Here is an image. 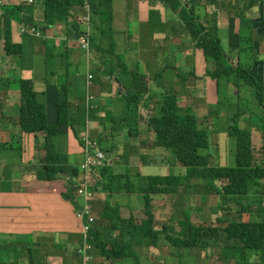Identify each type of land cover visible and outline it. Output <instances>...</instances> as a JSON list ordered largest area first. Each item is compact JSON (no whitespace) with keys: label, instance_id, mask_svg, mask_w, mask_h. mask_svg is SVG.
Wrapping results in <instances>:
<instances>
[{"label":"trees","instance_id":"obj_1","mask_svg":"<svg viewBox=\"0 0 264 264\" xmlns=\"http://www.w3.org/2000/svg\"><path fill=\"white\" fill-rule=\"evenodd\" d=\"M85 1L89 4L91 16H102L104 23L108 21L109 15L105 10L108 0H40L32 4L36 7L30 10L32 12L42 8V19H34L31 12L23 13L26 9L24 5H3L0 9V42L3 44L4 55L19 58L22 54V46L14 43L11 38L12 20H18L30 30L38 29L40 25L46 29L58 25L66 26L68 19L72 17L71 8L83 7ZM200 1L202 0H192L189 3L182 0H164V3L179 15L187 37L191 38L196 51H200L205 60L204 64H211L210 70L206 69L198 79H209L210 97L212 95L213 101L218 100V110L215 111L219 112L217 115L220 121L224 119L221 112L228 109V91L231 87L236 90V111L232 115L230 132L228 131L229 136L235 139V164L212 166L209 156L201 152L209 148L208 130L204 125L200 126L192 108L181 105L175 95L168 93L156 103V110L150 113V80L146 75L139 82L134 79V84L131 88H126V94L123 95L124 107L126 104V109L134 114L129 117L123 114L113 119L111 130L104 132L106 136L100 138L101 149L108 160L99 169L95 184L101 187L105 197L102 202L97 201L100 206L98 220L91 223L92 228L88 234V242H91L101 259L112 260L113 264L117 261L122 263L126 259L132 260L133 264H141L139 250L148 246H167L171 253L197 249L202 252L201 256L203 252L221 249L217 254L224 257L227 263H238L241 258L246 257L257 264H264V50L259 51L255 47V38L250 30H246L248 24L243 16L240 17V24L244 23L239 28L237 46L225 50L217 34L216 17L210 15V21L202 23V18L190 12L194 10L190 5ZM210 1L217 6L216 0ZM245 1L247 12L256 6L264 7L262 0ZM228 7L234 9L235 4L225 6ZM66 29L67 34L70 29ZM262 29L264 30V25ZM13 67L11 76H0V96L14 83L21 95L17 120L20 129L19 143L14 146L6 145L7 150L21 149L27 143L29 150H33L28 158L34 162L35 175L39 180L47 182L65 178L66 192L63 195L68 199V184L77 176L79 169L69 166L66 156L56 151L55 137L59 126L73 127L72 120L75 121L80 116L79 112L77 108L72 109L68 101L67 84H64L58 91L57 122L50 125L46 105L40 98V93L35 90L34 82L15 77V73L20 70L19 62ZM254 68L261 71L257 77L254 75ZM2 106L0 98V110ZM140 108L148 116L146 124L148 131L154 136V147L165 151L172 150L175 163L184 169L182 175L145 176L137 170L135 163H126L124 172L114 173L115 161L110 160L111 152L116 147L119 149L118 142L122 140L125 128L128 135L137 137V119H144ZM130 117L135 122L132 127L128 123L131 122ZM119 122H125L129 129ZM253 132L261 138L260 147L253 144ZM30 138L34 140V146L30 145ZM6 146L2 147L6 149ZM141 159H149V156ZM141 161L144 163V160ZM130 164H135L134 176L128 172ZM69 176L70 180L66 182V177ZM124 193L141 195L144 200L143 210L139 213L137 210L128 212V208L111 202L113 195ZM182 194L196 195L199 202L201 195L212 199L214 196L218 204L217 211L220 209L222 216L216 213V217L213 214L210 217L209 214L210 221H206L203 212L210 213L211 206L202 203L201 206L205 209L197 211L200 215H195L203 220L201 223H192L189 214L185 213L187 216H183L182 220L159 224L156 210L153 209V203L157 202L155 198L163 195L177 197ZM188 204L197 206L190 201H187ZM163 207L160 206L158 211L161 212ZM186 209L187 206L184 211ZM230 211L235 214L229 217ZM244 215H247V220H243Z\"/></svg>","mask_w":264,"mask_h":264},{"label":"crops","instance_id":"obj_2","mask_svg":"<svg viewBox=\"0 0 264 264\" xmlns=\"http://www.w3.org/2000/svg\"><path fill=\"white\" fill-rule=\"evenodd\" d=\"M26 1L2 0V5L17 6L21 4L26 6L23 13H28L31 10L28 8ZM216 1L218 3L217 6H214L210 0L193 3L190 8L192 9L193 7L194 10L190 12L198 13V16L202 18V23L206 20L209 22L210 15L216 17L218 37L225 50L236 47L230 46L229 38L233 34L238 36L239 28L244 23L241 22L240 24V19H242L240 17L243 16L248 24L246 30L252 31L254 29L255 31L254 38L256 42H254V45H259L260 43L257 41L260 39L258 38V30L260 27L262 29L264 25V7L256 6L247 12L242 7L246 2L245 0L235 5L234 9V6L225 8L228 5L225 0ZM112 3H114L112 14L117 32H109L111 17L108 9H110ZM105 5V10L109 15L107 16L108 21L104 23L101 16L93 27L88 25L90 18L86 14L85 8L76 6L71 11L72 18L68 20L66 26L61 25L46 29L40 25V36H38L32 31L31 33L25 32L22 29L23 25L19 23V26L14 25L13 28L19 27L21 34L14 35V32H12V41L22 46V54L16 59L20 64V70L15 73V77L34 82L35 90L40 93V98L46 105L47 118L50 125H54L57 122L58 91L61 86L67 84L68 101L72 105L73 110L77 108L80 116L75 121L72 120L74 123L73 127L69 125L58 127L55 145L57 148V141L61 143V146L64 142L66 143V154H63L66 156V162L69 166H75L78 169H80L85 157L86 143L95 142L101 149L100 138L106 136L104 132L111 130L112 120L123 115V95L126 94V91L122 87L120 93L116 92V88L122 86L117 78L121 69L138 70L142 68V74L146 75L150 80L151 90L152 86L154 88L151 78L155 77L158 79L157 86L154 88L156 92H159L156 99L157 102H160L164 98L163 96L168 93L175 95L178 99H183V97H178L177 94L181 91L182 84L186 85L188 77L193 80L189 96L195 97L198 89L197 84L203 80L205 83V99H203V103L208 104L207 102H209L210 104V102H213L212 95L210 97L209 79H198L204 74L206 69L210 70L211 64H204L205 60L201 56L200 51H196L194 45L187 37L179 15L166 6L164 0H108ZM39 13L40 10L38 9L31 12L34 19H39ZM22 15L24 16L25 14ZM97 25L104 27L103 30ZM66 27L70 29L67 34ZM108 32L109 35L107 36ZM118 34L126 37L125 42L127 43L124 42L125 38H122V40L117 39L115 36ZM260 34L264 35L263 29ZM14 39L18 40H15V42ZM80 40L87 42V45L92 43V48L87 46L89 51H83L82 47L79 46ZM104 43L106 44L105 47L103 46ZM185 44H189L187 48H183V46H186ZM169 45L175 47L177 53L168 55L161 53V49H166ZM179 46L181 52L177 49ZM112 48H116L121 53V56H125L126 60L122 62L116 60L113 62L107 61L112 64L114 69L109 72H102L101 68L104 64V59L100 50L106 52L111 51ZM1 49L2 45H0V51L2 52ZM3 58L4 60L8 59L4 62L0 57V76H11L13 62L8 56L3 55ZM123 62L126 65L122 64ZM161 62L166 63L164 72L174 69L172 67L174 63L180 64L181 69L185 66L189 69L180 72L175 71L168 76H163L162 74L159 75L156 68ZM49 66L52 68L50 71L48 69ZM26 72L32 74L33 79H24V73ZM106 77L109 81L108 84H105ZM165 77L168 78V81L175 83L165 86L163 82ZM179 78H183V83L179 82ZM178 88L180 89L179 92ZM16 92L18 93L15 94ZM3 96L5 97L0 110L1 122H3V118L8 117L5 113H12L9 116H16V121H14L16 129L7 130L5 138L8 140H4L1 143V146H6V143L10 142L12 138L16 141L19 140L18 133L20 129L17 120L21 95L14 83L10 86V90L6 94H2L0 98ZM15 97L16 99L11 104H8ZM184 101L186 102V98ZM7 104L14 105L12 111L8 112ZM156 106V103L152 104L151 101L148 107L149 112L155 111ZM140 112L144 119H137L139 129L137 137L132 138V134L128 135L125 128L122 133V139L125 138L126 134L128 139L121 144L123 145L122 149H126L128 144L135 142L140 144V148L130 156L129 160L124 161L125 163L120 162L123 160L120 158L117 147L111 152L112 158L114 157L116 159L115 163H117H114L113 166L115 174H120L121 172L115 171V169L119 170L122 167L124 172L126 163H159L165 165L164 159H141L145 156H162L165 158L167 151L154 147V136L148 131L146 124L148 116L142 108H140ZM131 122H134V120ZM120 123L125 125V122ZM7 124L9 126L11 122ZM132 125L129 126L132 127ZM2 130L0 129V132ZM30 145L34 146L32 138H30ZM30 150L33 153V150ZM141 160H144V163ZM74 162H77V164L72 165ZM29 163L34 166L33 161H29L27 164ZM159 167H163L160 175L166 176L167 169L164 166ZM30 169L29 171L21 172L18 166L15 165L14 171L11 172L12 174H20V177L30 180V189L23 190V194H20L17 198L13 196V198H9V196L1 198L0 230H4L6 234H0V254L2 252L1 248L7 246V257L6 261L0 262V264H83L81 250L84 245H91V242L84 239L81 223L76 216V211L81 209V206H79L80 202L77 199L73 201V194H76L75 191H69V198L67 199L63 195L66 192L64 187L65 178L53 182L39 180L33 171V167ZM145 169L146 167L139 169L142 175H152L144 173V171H151ZM8 173V167L1 162L0 179ZM1 182L3 181H0V184ZM132 196L125 193L115 194L112 196L111 202L128 208V212L139 210L138 208L141 206H137L138 208L130 206ZM104 197L105 194L103 192L100 193L98 196L100 202H102ZM116 199H119L122 203H119ZM26 204L31 206H25ZM177 209L179 210L177 206H164L161 212L158 213L157 219L160 220L159 222L167 224L177 222L170 220L171 212L173 211L174 215H176ZM99 210L100 206H96L94 209L95 215H97ZM26 237L30 238L29 242L26 241ZM19 242L27 245L25 247L26 254L24 258L21 256L19 259L12 261V257L16 259V252L14 254L8 251V246L10 243L18 244ZM14 249L18 250L16 246L12 247V250ZM92 251L93 253H91ZM150 254L145 249L140 251L141 259L145 260L144 264H151ZM87 255L90 260L88 264H101L102 262L107 264L101 259L102 257L99 256L96 249L93 250L91 248ZM72 259L75 260L72 261ZM116 264H120V261H117ZM123 264H132V262L126 261Z\"/></svg>","mask_w":264,"mask_h":264},{"label":"rangeland","instance_id":"obj_3","mask_svg":"<svg viewBox=\"0 0 264 264\" xmlns=\"http://www.w3.org/2000/svg\"><path fill=\"white\" fill-rule=\"evenodd\" d=\"M202 1H207V0H202ZM221 1V0H219ZM226 2H228L227 4L229 6L232 5H237L239 3V1L237 0L236 2H232L230 0H225ZM246 4V2H245ZM245 4L242 5L243 9L245 8ZM240 6V4H239ZM36 6H28L29 9L34 10ZM83 7H85V5H83ZM114 7V3L111 4L110 7V31L109 32H117L114 26V18H113V14H112V10ZM76 7H72L71 11L73 9H75ZM38 10H40V15H39V19H42V8H38ZM196 15H199L198 13H196ZM256 16V15H255ZM105 17V16H104ZM100 18V16H91V19L88 23V25L90 27H93L98 19ZM210 21V20H209ZM14 25H20L18 20H12L11 23V38H13L12 32H14V35H20L21 31L19 29V27H15L13 28ZM24 27V26H23ZM22 29L25 32H30L31 30L28 28L26 29L25 27ZM101 30H103L104 27L98 26ZM210 28V26H209ZM109 32L107 34V36L109 35ZM254 29H252L251 33L252 36L254 37ZM262 32L261 27L258 30V38H260L259 40H257L260 44L259 45H255V47L257 49H259V51H263L264 50V35H261L260 33ZM218 34V33H217ZM117 39L122 40V38L124 39V42L126 41V37H124L122 34H118L115 36ZM191 39V38H190ZM18 40V39H14ZM16 42V41H15ZM237 42H238V36L236 34H233L230 38H229V44L230 46H237ZM256 42V41H255ZM127 43V42H125ZM0 45H3L0 42ZM186 45V44H185ZM189 44H187L186 46H183V48H187ZM194 45V44H193ZM80 46V45H79ZM87 46H90L92 48V43H90V45L88 44ZM104 47L106 46V44L104 43L103 45ZM88 48V47H87ZM83 49V51H89V49ZM177 49L180 50V46L177 47ZM2 52H3V46H2ZM0 51V57L1 59L5 62V60L7 61L8 58H6L4 60L3 55L4 52L2 53ZM101 55L104 59V64L101 68L102 72H109L112 71L114 68L112 67L111 63H108L107 61H111L113 62L114 60L118 61V62H122L125 61L126 58L125 56H121V53L118 52V50L116 48H112L111 51H103L100 50ZM164 53L165 55L171 54V53H177V51L175 50V47L173 46H168L166 49H161V53ZM181 52V50L179 51ZM5 56V55H4ZM7 57V56H6ZM13 65L18 64V61H15L17 59V57H10ZM129 61V59H128ZM10 62V61H8ZM11 62V63H12ZM38 62V61H37ZM131 64V61H129ZM10 63V64H11ZM37 64V63H36ZM35 64V67H36ZM122 64L126 65L125 62H123ZM164 65H166L165 62H161V64L156 67L157 71L159 72V75H165L168 76L170 73H174L175 71L180 72L182 70H187L189 69L188 67H183V69L180 68V64L178 63H174L172 65V67H174V69H169L166 72L163 71ZM256 64H254L255 66ZM259 66H262L261 64H257ZM49 71L52 69L51 66L48 67ZM142 68H139L138 70H130L129 68H125V69H121L120 75L117 77L118 80L120 81V84L122 86H119L118 88H116V92L120 93L122 91V87L126 88H131V86L134 84V79H136L137 82H139L142 79V72H141ZM253 72L255 73L254 75L261 73V71H259L258 69L254 68ZM10 76V75H7ZM90 77V76H89ZM263 78H264V73H263ZM24 79H33L32 74H30L29 72L24 73ZM149 79V78H148ZM258 79V78H257ZM180 83H183V78H179L178 79ZM105 84H108V78H105ZM151 81L154 85V88L157 86L158 83V79H156L155 77L151 78ZM163 82L165 83V86L167 84H171V83H175V82H170L168 81V78L165 77ZM192 86H193V80L191 77H188L187 81H186V85L182 84V89L180 91V89L178 88V97H183V99H178V102H180L181 105L183 106H188L189 108H192L193 113L197 116L198 121L200 122V126L204 125L206 126L208 130V136H209V148L207 150H202L201 152L203 154H206L209 156L210 160H211V165H234L235 164V139L232 138L231 136H229L228 131L230 132V127L232 125V115L235 113L236 108L235 105L237 104V94H236V90L234 88L231 87V89L228 91L227 95L228 98L227 100V108L226 110L222 111L221 113L224 115V119H222V121L219 120V112H216L215 110H218V105H217V101H213V102H207L208 104L203 103V99H205V83L203 81L199 82L197 84L198 89L196 90V94L195 97H191L189 96V92L192 90ZM123 88V90H124ZM196 89V88H195ZM124 92V91H123ZM18 92H16L15 94H17ZM150 95H152V104L157 103L156 99L159 95V92H156L154 89H152V91L150 92ZM6 96V95H5ZM2 97V102L4 97ZM186 98V102L184 101V99ZM223 98H225V93L223 92ZM16 99L13 98L12 100H10L8 102V104H11L14 100ZM225 100V102H226ZM18 101V100H16ZM187 103V104H186ZM7 104V105H8ZM20 105V104H19ZM14 105H8L7 106V110L8 112L13 110ZM223 109V107H220ZM4 110V108H3ZM241 108L239 109L240 112ZM12 114V113H10ZM10 114H6V116L3 118V122H1V115H0V129L2 130L0 132V160L1 162H3L4 166L8 167V174L1 178L0 181V203H1V198L2 197H7L9 196V198H17L18 196H20V194H23V190H27L30 189V184L31 181L28 180L27 178H23L20 177V174H12L11 172L14 171V167L15 165L18 166V168L20 169L21 172L23 171H29L31 170L30 168L33 167V165L31 163L27 164L29 161L31 162L32 160L30 158H28V155L31 156V152L29 150V147L27 145V143L25 144V146H23V148L21 149H17V150H7V146L6 149H4V147H2L1 143L4 140H8L5 138V132L7 130H10L11 128L16 129V123H14V121H16V116H9ZM124 115H126L127 117H129L131 114L133 115L134 113L131 111H128L126 109V104L125 107L123 108V113ZM218 114V115H217ZM184 115V114H183ZM134 118L132 119V117H130V121H133ZM8 122H11V125L8 126ZM131 124H135V122H128ZM138 126V124H137ZM128 139V135L126 134L125 138H123L121 141L118 142V152L120 153V158L123 161L120 162H124L129 160L130 156H132V154L140 148V144L139 143H131L128 144V148L126 149H122L120 148L122 145V142H124L125 140ZM252 140H253V144L255 147H260L262 144L261 138L259 137V135H257L255 132H253L252 135ZM21 142V141H20ZM17 143H19V140L16 141L14 138H12L10 140V142L6 143L7 145H16ZM57 144V149L56 151L59 154H66V143L64 142L61 146V143L59 141L56 142ZM121 145V146H120ZM135 155V154H134ZM27 157V159H26ZM114 159V157H113ZM149 159L151 160H165V165L163 164H159V163H147V164H140V163H136V168L137 170H139L140 168H144L146 167L145 170H151V171H144V173H150L152 175H147V176H161V171L163 170V167H159V166H164L166 169V173L167 175H182L183 174V168L181 169V167H179V165H177L175 163V155L174 152L171 151H167L166 153V157H153V156H149ZM1 162H0V166H1ZM125 163V162H124ZM21 164V165H20ZM77 162L72 163V165H76ZM117 164V163H115ZM135 164H130L129 165V169L128 172L131 175H135V170H133ZM20 166V167H19ZM118 166V165H116ZM127 167V164H126ZM125 169V168H124ZM115 171H120L123 172V167L120 168L119 170L115 169ZM181 173V174H180ZM118 174V173H116ZM82 176V172L79 169V172L77 174V176L73 177L71 179V181L68 184V189L70 191H75V187L78 185L79 180ZM66 180H70V176L66 179ZM5 181V182H4ZM202 184V183H201ZM13 196V197H12ZM73 201H75V199L78 200V202H80L79 206H81L82 204V198L79 197L76 194H73ZM212 198L207 197L205 195H201V201L199 202L196 195H188V194H182L179 195L177 197L174 196H167V195H163V196H157L155 199H157V202L153 203L154 207L153 209L156 210V216L158 215V213L160 211L159 207L160 206H177L179 208V210L177 209L176 211V215H174L173 211L171 212L170 215V220L171 221H177V220H182L183 216H187L185 213L189 214V216L191 217V222L192 223H201L203 220L200 218L198 219V217H195V215H200V212H197L199 210L205 209L204 206H201L202 203H205L206 206H211L210 207V213H208V211H204L203 213L205 214V220L206 221H210L209 218V214L210 217L212 216V214L214 215V217H216V213H219L220 216H222V212H220L221 210L218 209L217 211V201H215L214 196H212ZM119 203H122L119 199H116ZM187 201H190L192 205H197V206H190L189 204L187 205ZM90 206H91V210L90 213H94L92 216L94 218V220H98V215H95L96 213L94 212V209L96 206H98V202L95 201V199L91 200L89 202ZM25 206H31L29 204H26ZM130 206H141L139 209V211L141 212L143 210V206H144V201L142 199V197L140 195H133L131 197V203ZM157 206H159L157 208ZM185 206H187V209L184 211ZM139 211L137 213H139ZM213 212V213H212ZM235 213L233 211H230V216L234 215ZM194 215V216H193ZM193 216V217H192ZM213 217V218H214ZM198 219V220H197ZM248 217L247 215L243 216V220H247ZM160 221V220H157ZM161 224V222L159 223ZM160 227V225L158 226V228ZM0 234H6V232L4 230H0ZM30 238L26 237V241L29 242ZM16 246L18 250H12V247ZM27 245L19 242L18 244H13L10 243V245L8 246V251L12 252L15 254L16 252V259H13L12 257V261H15L17 259H19L21 256L24 258L26 252H25V247ZM7 246L1 248V254H0V262H5L6 261V257H7V252H6ZM147 250V252H150L151 254V264H257L254 260H250V259H246V257H243L240 259V261L238 263L233 262V261H229V263H227V260L224 257H220L217 253L220 251H222L221 249H213V250H209L207 253L203 252V256L202 252H199V250L197 249H192V250H187V251H180L178 250L176 252L171 253L169 247L167 246H159V247H151L148 246L146 248H142ZM140 249L139 252L142 250ZM94 250V249H93ZM90 250H88L89 252ZM93 253V251L91 252ZM255 258V257H253ZM75 259H72V261ZM80 260L82 262V259L80 257ZM23 261V260H21ZM104 261L107 264H111L113 263L112 260L109 259H104ZM126 261H131L133 264V261L130 259H126L124 260L122 263ZM143 259H141V264H144ZM101 264H104L103 262ZM258 264H261L258 263Z\"/></svg>","mask_w":264,"mask_h":264},{"label":"built area","instance_id":"obj_4","mask_svg":"<svg viewBox=\"0 0 264 264\" xmlns=\"http://www.w3.org/2000/svg\"><path fill=\"white\" fill-rule=\"evenodd\" d=\"M35 0H29L33 2ZM183 2H190L192 0H182ZM236 2L237 0H230ZM241 1V0H238ZM264 3V0H262ZM2 5V0H0V6ZM1 14V10H0ZM38 35V33H37ZM82 47L85 48V43H82ZM106 162L105 153L100 150L95 142L86 143L85 157L84 161L81 164L82 176L79 180L78 185L75 187V193L82 198L81 209L76 211V216L81 223V228L84 236H87L91 230V223L94 222L93 217L91 216L90 210L91 206L89 202L94 198L93 186L95 181V175L98 172V169L102 167ZM90 249L89 245H84L81 250V255L83 257V264H88L89 256L87 255L88 250Z\"/></svg>","mask_w":264,"mask_h":264},{"label":"clouds","instance_id":"obj_5","mask_svg":"<svg viewBox=\"0 0 264 264\" xmlns=\"http://www.w3.org/2000/svg\"><path fill=\"white\" fill-rule=\"evenodd\" d=\"M40 0H35V1H33V2H29V0H27L26 1V3L28 4V5H32V4H35V3H38ZM241 1H243V0H241ZM240 2V1H239ZM190 3V2H189ZM84 5H85V10H86V14H88L89 15V18L91 19V15H90V7H89V4H88V2L87 1H85L84 2ZM3 5H1L0 6V9H1V7H2ZM72 18V17H71ZM70 19V18H69ZM68 19V20H69ZM90 19H89V21H90ZM89 21H88V23H89ZM58 26H61V25H58ZM57 26V27H58ZM63 26H65V25H63ZM44 28V27H43ZM42 28V29H43ZM32 32H34V33H38V36H40V30H39V28L38 29H32L31 30ZM82 43H85V48H87V42H85V41H83V40H80V42H79V45H80V47H82ZM85 48H83L82 47V49H85ZM90 78V77H89ZM16 87H17V85H16ZM17 89H18V87H17ZM9 90H10V88H9ZM19 90V89H18ZM7 93V92H6ZM6 93H3V94H6ZM204 128L206 127V126H203ZM207 128V127H206ZM96 145H97V143H96ZM97 147H98V145H97ZM99 148V147H98ZM100 149V148H99ZM101 150V149H100ZM103 151V150H102ZM104 152V151H103ZM106 155V154H105ZM108 160V158H107V156H106V161ZM110 160L111 161H116V159H113L112 158V155H111V157H110ZM84 161V160H83ZM83 163V162H82ZM106 163V162H105ZM105 165V164H104ZM114 166V165H113ZM101 168V167H100ZM99 168V169H100ZM81 169V168H80ZM99 169H98V171H99ZM98 172H97V174L95 175V181H94V186H93V192H94V198L93 199H95V201H98V200H100L99 198H98V196L100 195V193H102L101 192V187L100 186H97L96 184H95V182L98 180ZM132 195H139V194H132ZM141 196V195H140ZM142 197V196H141ZM142 199H143V197H142ZM144 201V200H143ZM113 204H116V203H113ZM118 205H120V204H118ZM122 206V205H121ZM137 211H139V210H137ZM94 213H92L91 214V216L93 215ZM93 217V216H92ZM94 219V218H93ZM94 222H95V220H94ZM93 222V223H94ZM82 229V228H81ZM83 233V232H82ZM89 234V233H88ZM83 236H84V234H83ZM84 239H87L88 240V235L87 236H84ZM87 245H89V247H90V249L91 248H93L90 244H87ZM89 249V250H90ZM104 260V259H103ZM90 262V261H89ZM88 262V263H89Z\"/></svg>","mask_w":264,"mask_h":264},{"label":"bare ground","instance_id":"obj_6","mask_svg":"<svg viewBox=\"0 0 264 264\" xmlns=\"http://www.w3.org/2000/svg\"><path fill=\"white\" fill-rule=\"evenodd\" d=\"M84 20V19H83ZM33 33V32H32Z\"/></svg>","mask_w":264,"mask_h":264}]
</instances>
